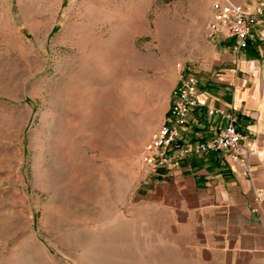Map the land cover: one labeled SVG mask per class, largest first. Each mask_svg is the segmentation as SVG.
<instances>
[{"label": "rangeland", "instance_id": "374dc122", "mask_svg": "<svg viewBox=\"0 0 264 264\" xmlns=\"http://www.w3.org/2000/svg\"><path fill=\"white\" fill-rule=\"evenodd\" d=\"M213 1L0 0V264H264L172 230L141 161Z\"/></svg>", "mask_w": 264, "mask_h": 264}, {"label": "crops", "instance_id": "0c3cea01", "mask_svg": "<svg viewBox=\"0 0 264 264\" xmlns=\"http://www.w3.org/2000/svg\"><path fill=\"white\" fill-rule=\"evenodd\" d=\"M213 46L208 77L193 69L200 78V96L238 114V129L249 138L245 148L252 175L244 174L238 160L212 152L160 170L153 198L172 230L184 233L187 225L192 227L193 244L208 258L219 250L238 263L241 258H264V14L246 49L237 50L229 38L213 41ZM204 119L194 117L184 133L187 140L215 132L213 124L197 123Z\"/></svg>", "mask_w": 264, "mask_h": 264}, {"label": "built area", "instance_id": "2783aa9c", "mask_svg": "<svg viewBox=\"0 0 264 264\" xmlns=\"http://www.w3.org/2000/svg\"><path fill=\"white\" fill-rule=\"evenodd\" d=\"M264 0L246 5L235 0H214L208 37L214 41L235 40V48L248 47ZM177 84L171 90L170 106L162 125L143 146L141 161L152 172L169 169L192 157L218 152L226 159L238 160L244 174L252 175L245 142L248 135L238 129V114L233 108L212 106L201 99L200 78L180 63ZM194 117L205 118L200 125L213 124L215 132L204 139L187 140L184 133Z\"/></svg>", "mask_w": 264, "mask_h": 264}]
</instances>
